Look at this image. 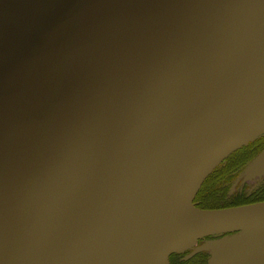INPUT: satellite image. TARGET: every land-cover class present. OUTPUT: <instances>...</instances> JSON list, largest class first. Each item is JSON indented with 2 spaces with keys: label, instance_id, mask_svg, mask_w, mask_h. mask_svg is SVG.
I'll return each instance as SVG.
<instances>
[{
  "label": "water",
  "instance_id": "water-1",
  "mask_svg": "<svg viewBox=\"0 0 264 264\" xmlns=\"http://www.w3.org/2000/svg\"><path fill=\"white\" fill-rule=\"evenodd\" d=\"M262 136L264 0H59L0 74V264H264V202L194 204Z\"/></svg>",
  "mask_w": 264,
  "mask_h": 264
},
{
  "label": "trees",
  "instance_id": "trees-1",
  "mask_svg": "<svg viewBox=\"0 0 264 264\" xmlns=\"http://www.w3.org/2000/svg\"><path fill=\"white\" fill-rule=\"evenodd\" d=\"M261 140V141H260ZM260 141L262 144L253 148V144ZM252 142L240 151L233 153L223 161L214 172L204 182L198 195L194 200L196 207L200 209H223L253 204L264 201V185L248 195L246 193L237 194L234 198H229V190L237 177L244 170L246 165L254 158L259 150L264 146V137ZM209 239H213L210 237ZM208 253L198 257V264H205ZM177 255L170 259L172 264H189L179 261Z\"/></svg>",
  "mask_w": 264,
  "mask_h": 264
},
{
  "label": "flooded vegetation",
  "instance_id": "flooded-vegetation-1",
  "mask_svg": "<svg viewBox=\"0 0 264 264\" xmlns=\"http://www.w3.org/2000/svg\"><path fill=\"white\" fill-rule=\"evenodd\" d=\"M58 1L59 0H0V43L4 42V45L0 47V54H7L11 52L15 46L17 47L20 38H22L23 35L27 34V38L36 25L45 18L49 10ZM26 38H24V41ZM22 43L18 45L16 50H18ZM260 141L257 143L253 142V148L260 146L262 144ZM262 149H264V146L259 151ZM260 187L261 186L258 184L256 189H259ZM208 241L209 240L207 239L200 240L197 243V248L204 245ZM193 251L194 249H191L186 252V254L177 255L178 259H180V263L187 262L189 264H198L196 259H199L198 257L203 256L204 254H207V252L197 253L189 260H186L185 258ZM209 258L210 257L208 255V259L205 264H208ZM170 264H172V261Z\"/></svg>",
  "mask_w": 264,
  "mask_h": 264
},
{
  "label": "rangeland",
  "instance_id": "rangeland-1",
  "mask_svg": "<svg viewBox=\"0 0 264 264\" xmlns=\"http://www.w3.org/2000/svg\"><path fill=\"white\" fill-rule=\"evenodd\" d=\"M27 34L23 35L22 38H20V41H19V44L22 43L24 41V38H26ZM18 44V45H19ZM4 45V42L3 43H0V47H2ZM17 45V47H18ZM15 48L7 53V54H0V74L2 73V70L9 64V61L10 59L13 57V55L15 54L16 52V48ZM264 137V136H262ZM261 137V138H262ZM260 139V138H259ZM258 140V139H257ZM251 144V143H249ZM248 144V145H249ZM247 146V145H246ZM244 146V147H246ZM264 149H262L261 151H259L255 156L254 158L246 165V167L244 168V170L241 172V174L237 177V179L235 180V182L233 183V185L231 186L230 190H229V198H234L235 195L237 194H241V193H246L248 195H250L253 191L256 190V187L258 186H262L264 185V178L262 179H259V180H256V181H251V179H247L246 176H247V168L251 165V163L261 154L263 153ZM249 205V204H247ZM243 206V205H242ZM207 240H212V239H207ZM197 248V245H195V247L193 249ZM188 252V251H187ZM183 254H186L183 253ZM183 254H180V255H183ZM173 255H171L168 259V263H165V264H170V258L172 257ZM210 257V255H209ZM209 260H211V258H209ZM208 264H209V261H208Z\"/></svg>",
  "mask_w": 264,
  "mask_h": 264
}]
</instances>
